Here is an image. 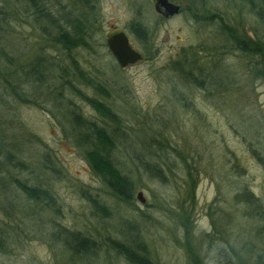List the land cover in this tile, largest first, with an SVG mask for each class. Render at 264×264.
<instances>
[{
    "label": "rangeland",
    "instance_id": "rangeland-1",
    "mask_svg": "<svg viewBox=\"0 0 264 264\" xmlns=\"http://www.w3.org/2000/svg\"><path fill=\"white\" fill-rule=\"evenodd\" d=\"M44 1L61 24L66 13L87 24V46L67 53L50 49L51 37L33 27L20 2L15 5L20 23L1 44L24 71L38 58L44 66L68 69L75 60L102 85L105 97L82 84L77 87L85 96L105 101L123 121L128 140L119 141L117 158L134 182L132 203L106 192L69 134L72 109L96 120L91 107L54 83H25L17 93L38 105L8 98L18 128L14 146L26 165L12 168V179L47 190L55 203L28 200L12 180L0 179V231L8 243L0 264H126L104 250L96 259L78 262L53 236L62 228L99 243L137 235L154 264H188L181 219L189 221L191 244L205 264H218L216 252L207 253V235L214 232V248L223 249L220 264L225 259L256 264V256L264 254V82L249 71L247 59L220 32V23L205 17L221 16L264 51V13L257 16L237 0H169L182 9L169 18L155 11V0ZM135 24L148 31V42L132 33ZM114 27L123 28L143 56L125 70L105 43V32ZM191 61L202 67L192 78L206 81L208 71L226 81L213 87L203 81L200 87L193 79L184 80L180 65L176 69L173 63ZM125 147H145V154L152 153L146 158L160 165L162 177L132 169ZM243 190L258 199L260 209L238 201ZM138 192L143 205L136 200ZM94 199L105 211L95 209Z\"/></svg>",
    "mask_w": 264,
    "mask_h": 264
},
{
    "label": "trees",
    "instance_id": "trees-1",
    "mask_svg": "<svg viewBox=\"0 0 264 264\" xmlns=\"http://www.w3.org/2000/svg\"><path fill=\"white\" fill-rule=\"evenodd\" d=\"M16 2H20L25 12L28 11L29 16L33 18V27H38L43 35L51 37L50 49H59L67 53L71 52L72 49L86 47V37L88 35L87 24L82 23V20L78 18L70 17L69 13L63 15L64 20L63 24H61L50 13L44 0H0V179L6 178L12 180L28 200L34 202L44 201L47 206H53L55 203L52 195L47 190L30 187L17 179H12V168L22 170L26 168V165L21 158H18V151L14 146V132L18 128L16 126L15 116H13L11 111V102L8 101V98L13 99V97H16L19 103L38 105L36 100L28 101L21 98L17 90L21 85L28 82L40 86L48 81V83L51 82L58 85L57 87H60V90L64 89L80 97L96 113L97 119L90 120L84 118L79 111L72 109L71 121H68L70 122L69 134L73 137L77 148L82 152L84 160L91 172L99 179L106 192L117 201L131 204L134 182L128 175L123 173L117 158L119 141L128 140V133L125 132L126 128L123 121L106 105L105 101L85 96L78 89L77 85L82 84L92 88L96 95L100 97L106 96L105 89L102 85L96 84L89 79L77 66L75 60H71V69L60 67L54 63H50L49 66H44L41 58H38L35 63L30 65L27 71H24L22 67L18 66L15 60L6 53L1 44L2 40L10 37L15 32L17 23H20L21 19L18 17L15 6ZM237 2L250 8L257 16H263L264 0H237ZM81 3L83 5H90V0H81ZM205 18L209 21L214 20L220 23V32L225 34V37L233 48L242 57L247 59L249 71L256 78L264 82V51L262 48L254 44L251 40L240 36L233 27L227 26L221 16L212 14ZM132 33L142 43L148 42L149 33L139 24L132 26ZM173 65L175 68L180 65L178 71L185 76L184 80L188 81V79H193L195 84L203 87L202 83L205 79L200 81L197 77L192 78L193 75L191 73L194 70L202 72L200 71L202 67H198L194 61L188 62L187 65L177 62L173 63ZM18 67L22 75L21 78L17 72ZM56 68L59 72H56ZM215 71L219 72L218 69ZM202 77H205L204 74ZM226 78L225 76L219 78L216 74L207 71L206 86H220L224 84L223 82L226 81ZM49 94L52 95L53 93ZM56 96L58 99L61 98V91ZM56 96L54 97L56 98ZM52 103L55 106L59 104L58 102ZM3 124L5 127H2ZM124 151L130 154V156L128 154L127 156L131 159L132 169L138 170L141 168L153 178L162 177L160 165L150 158H146V156L151 157L152 153L150 155L148 153L145 154V147H142L140 151L137 148L128 147ZM187 176L191 179L190 171ZM91 201L95 209L101 212L105 211V207L98 203V201L95 199ZM238 201L248 207L253 206L260 209L258 199L254 198L247 190H243L238 195ZM188 222L187 219H181L180 223L185 235L183 246L187 253V262L188 264H205L200 254H197L198 252L191 244ZM214 233L207 235V253L215 251L216 254L213 258L220 264L223 249L219 247L214 248V242L218 240V238L216 239L214 237L215 235L218 236V233ZM53 236L61 242L63 248L70 254L71 258L80 263H85L91 258H98L102 250H104L105 253H112L117 259L124 261L126 264H154L147 254L145 242H142L137 235L131 238L125 237L121 241L106 237L99 243L96 239L86 236L83 233L62 228ZM7 244L6 235L0 231V252L6 250ZM256 259V264H264L263 253L262 255H257ZM224 261V264H230L228 259ZM239 261L241 264H244L242 260Z\"/></svg>",
    "mask_w": 264,
    "mask_h": 264
},
{
    "label": "water",
    "instance_id": "water-1",
    "mask_svg": "<svg viewBox=\"0 0 264 264\" xmlns=\"http://www.w3.org/2000/svg\"><path fill=\"white\" fill-rule=\"evenodd\" d=\"M163 9L165 18L173 17L178 14L179 6L169 2V0H155V11ZM105 43L114 58L117 66L121 70L135 65L143 59L141 53L135 50L129 40L126 31L123 28L114 27L105 32ZM136 200L140 204L145 203L142 192L136 194Z\"/></svg>",
    "mask_w": 264,
    "mask_h": 264
},
{
    "label": "flooded vegetation",
    "instance_id": "flooded-vegetation-1",
    "mask_svg": "<svg viewBox=\"0 0 264 264\" xmlns=\"http://www.w3.org/2000/svg\"><path fill=\"white\" fill-rule=\"evenodd\" d=\"M169 2H170V1H169ZM171 3H172V2H171ZM175 5L179 6L178 4H175ZM181 11H182V9H181L180 6H179V12H178V14H180ZM158 13H159L160 16L164 17V16H163V13H164V10H163V9H159V10H158ZM164 18H165V17H164Z\"/></svg>",
    "mask_w": 264,
    "mask_h": 264
}]
</instances>
